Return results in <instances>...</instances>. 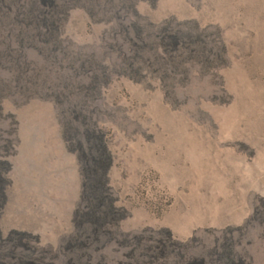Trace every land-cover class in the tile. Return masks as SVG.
<instances>
[{
  "label": "rangeland",
  "instance_id": "obj_1",
  "mask_svg": "<svg viewBox=\"0 0 264 264\" xmlns=\"http://www.w3.org/2000/svg\"><path fill=\"white\" fill-rule=\"evenodd\" d=\"M0 226L5 264H264V0H0Z\"/></svg>",
  "mask_w": 264,
  "mask_h": 264
},
{
  "label": "bare ground",
  "instance_id": "obj_2",
  "mask_svg": "<svg viewBox=\"0 0 264 264\" xmlns=\"http://www.w3.org/2000/svg\"><path fill=\"white\" fill-rule=\"evenodd\" d=\"M38 190H40V189H38ZM45 192H46V190H45ZM40 193V192H39ZM43 193V192H42ZM58 203V202H57ZM7 208V207H6ZM5 211V210H4ZM9 211V210H8ZM5 213H6V211H5ZM35 217V216H34ZM1 227V226H0ZM58 227V226H57ZM17 237V236H16ZM4 241V239H3V237L1 236V232H0V242H3ZM231 250V249H230ZM234 252V251H233ZM235 253V252H234ZM233 254V253H232ZM229 255V254H228ZM230 256H231V254H230ZM226 257V256H225ZM228 257V256H227ZM8 258V257H7ZM4 259H5V257H4ZM234 259V258H233ZM3 260V259H2ZM232 260V259H231ZM47 261V260H46ZM40 262V261H39ZM48 262V261H47ZM44 263V262H43ZM43 263H41V264H43ZM0 264H5L3 261H1V259H0ZM34 264V263H33ZM232 264V263H231Z\"/></svg>",
  "mask_w": 264,
  "mask_h": 264
}]
</instances>
